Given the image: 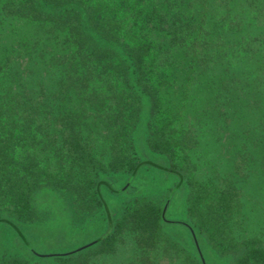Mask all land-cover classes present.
Listing matches in <instances>:
<instances>
[{"label":"trees","instance_id":"obj_1","mask_svg":"<svg viewBox=\"0 0 264 264\" xmlns=\"http://www.w3.org/2000/svg\"><path fill=\"white\" fill-rule=\"evenodd\" d=\"M0 50V221L14 227L13 221L39 220L32 195L41 188L68 193L75 215L102 209L107 219L106 231L84 246L36 253L52 258L44 264H66L91 246L114 244L123 229L152 264L170 247L206 264L199 236L236 264H264L259 238L226 233L239 208L235 184L254 176L258 163L264 169V0H0ZM168 85L182 95L184 121L174 119L184 129L180 148L156 123ZM101 101L105 111L125 110L117 142L109 132L86 130L84 120L97 117ZM206 123L215 132L204 130ZM215 144L228 167L213 183L219 179L227 190L214 207L206 199L198 210L189 186L197 182L182 171L177 147L217 157ZM142 149L166 155L167 165L143 158ZM146 164L174 174L176 183L165 199L134 197L112 218L101 189L120 192ZM115 172L127 174L117 189L107 176ZM181 183L187 220L179 223L192 253L161 224L171 221L165 209ZM0 264L42 263L8 255Z\"/></svg>","mask_w":264,"mask_h":264},{"label":"rangeland","instance_id":"obj_2","mask_svg":"<svg viewBox=\"0 0 264 264\" xmlns=\"http://www.w3.org/2000/svg\"><path fill=\"white\" fill-rule=\"evenodd\" d=\"M1 52L2 50H0ZM170 87L171 85H168L160 91L163 101L160 103L156 123L159 127H163L162 131L164 134L167 133L169 142L171 144L173 142L178 143L180 148L186 146L182 142L183 138H180L184 129H182V125H175L174 119H178V115L184 113L183 109L178 108V99L182 95L176 94ZM99 103L94 108L97 117L84 120L86 130L97 129L102 133L109 132L113 141L117 142L124 125L125 110L113 105L110 109L111 112L105 111L104 109L107 108L105 102ZM186 107L189 108V106ZM177 121L182 122L184 120L178 119ZM187 123L186 118L185 127ZM170 124L174 127H168ZM215 128V125L207 124L204 130L215 132ZM188 131L192 134L193 125H189ZM216 134L220 139L222 133L216 132ZM204 136L210 139V133L204 132ZM220 141L225 142L224 139H220ZM217 147L215 144L214 155L217 157L211 155V152L202 154L196 151L198 149H193L194 152L191 151L192 149H179L177 147L179 156L176 159L182 166V171L186 173L185 175L190 182H197L196 185H188L197 194L194 197L197 199L198 210L204 206L206 199H208L206 206H209V209L214 207L217 199L221 197L220 190H227L226 184L219 179L218 183H213L217 180L214 176L217 174L219 176L224 175V171L228 167V164H225V158H222L224 162L220 161L219 153L224 155V152L223 150L219 151L220 147ZM140 156L159 166H166L168 163L166 155L159 152L142 149ZM254 172H256L254 176L248 177L247 182L235 184L239 208L236 210L235 216L229 221L226 233L229 236L233 235L235 239L257 237L264 247V169H261L258 163ZM107 176L110 186L115 189L122 187L127 180V174L124 172H115ZM231 176L233 177V175ZM176 180L174 174L146 164L137 170L123 190L111 192L108 187H105L101 189V194L111 217L115 218L119 215L123 203L134 197L165 199L168 189L176 183ZM186 196L187 187L185 183H181L171 195L165 209L164 216L171 221H163L161 224L170 238L192 253L194 247L188 229L179 223L187 220ZM215 196L216 198H214ZM32 203L40 215L39 220L13 221L14 227L0 221V257L16 255L27 259L29 262L37 261L44 264L52 261V258L40 257L36 253L68 252L92 241L93 238L101 236L106 231L107 219L102 209L75 215L71 197L66 192L47 188L37 189L32 195ZM17 213L18 217L21 218V213ZM227 239L229 238L227 237ZM198 242L206 264H236L232 256L216 253L203 237L199 236ZM137 245L140 244L132 234L123 229L117 234L114 244L91 246L84 254H80L75 259H69L66 264L84 262L88 264H152L146 259L149 258V254H144ZM165 249L170 250L165 252L171 253L169 256L155 260V264H192L190 260L175 253L171 247Z\"/></svg>","mask_w":264,"mask_h":264},{"label":"water","instance_id":"obj_3","mask_svg":"<svg viewBox=\"0 0 264 264\" xmlns=\"http://www.w3.org/2000/svg\"><path fill=\"white\" fill-rule=\"evenodd\" d=\"M164 209H162L161 214H163ZM84 246V245H83Z\"/></svg>","mask_w":264,"mask_h":264}]
</instances>
